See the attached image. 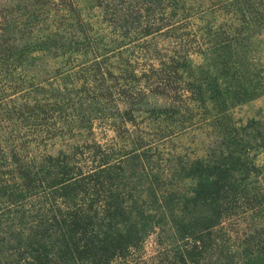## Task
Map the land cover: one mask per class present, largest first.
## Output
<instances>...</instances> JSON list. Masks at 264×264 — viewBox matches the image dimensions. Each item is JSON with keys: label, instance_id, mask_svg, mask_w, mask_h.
Returning a JSON list of instances; mask_svg holds the SVG:
<instances>
[{"label": "rangeland", "instance_id": "374dc122", "mask_svg": "<svg viewBox=\"0 0 264 264\" xmlns=\"http://www.w3.org/2000/svg\"><path fill=\"white\" fill-rule=\"evenodd\" d=\"M254 1L259 12L256 28H245V18L231 6L234 0H0V107L25 106L34 114L26 124L16 117H3L1 121L4 110L0 109V169L8 164L6 155L13 142L27 141L22 151L17 150L25 162L58 157L77 178L86 176L84 183L90 182L87 175L97 170L102 158L110 157L107 163L112 172L121 167V172L117 171L121 183L113 189L132 210L131 219L139 223L135 231L139 235L128 246L127 255L116 256L110 264H181L179 257L195 246L201 257L198 263L187 264H243L245 242L264 232V94L228 109L226 119L216 122L215 112L205 113L211 110L210 103L204 111L191 99L187 89L191 77L180 69L176 71L174 62L187 61L194 72L211 70L215 61L212 47L216 44L212 37L226 31L232 36H248V40L236 44L238 54L246 56L247 52L248 64L252 68L257 64L264 71V0ZM29 15L34 18L31 27L11 26L5 31L11 22L20 23ZM79 21L83 33L77 31ZM250 27L256 31L252 33ZM52 37H63L61 45L65 47L55 46ZM83 37L81 40L90 39L92 44L87 54L73 49V42ZM44 43L52 47L44 52L30 51ZM6 50L17 55L21 51L23 64L18 65L12 57L2 59ZM103 52L107 53L102 57L94 55ZM95 64L104 79L92 81L88 74L83 75L85 68ZM131 72L134 79L129 76ZM50 87L59 90L62 97L73 93L77 107L82 96L76 91L83 87L110 91L113 98L109 114L113 116L93 119L90 128L80 125L73 106L64 116L71 115V123L57 121L60 118L53 112V119L45 117L38 112L41 104L36 106L34 98L44 99L46 95L39 90ZM124 92L132 96L127 98ZM133 98L139 104L134 105ZM158 109L178 113L166 121L156 117L154 111ZM129 110H134L133 122L124 115ZM36 118L49 122L40 126ZM17 124L18 133L10 134ZM216 158L237 169L233 180L240 188L246 186L241 190L249 200L259 197L263 202L252 205V200L249 203L243 197L220 222L201 233L204 243L195 241L193 235L182 240L181 224L177 219L172 221L169 206L177 195L190 196L194 182L184 179L186 172ZM53 176L60 178L59 173ZM91 185L86 194L80 195L84 200L75 202L91 215L98 214L91 224L99 233L107 227V221L101 222L106 203L101 199V203L90 206L95 196ZM51 197L30 199L18 208L19 212L12 208L9 213L5 211L7 204L1 201L0 237L17 230L21 221L37 231L33 220H49L54 215L68 218L65 213L69 202L57 197L54 202V195ZM138 210L144 212L143 220L137 218ZM15 238L9 245L0 239L2 262L12 259L10 245L19 237ZM261 260L259 263L264 264V258ZM55 264L63 263L58 260Z\"/></svg>", "mask_w": 264, "mask_h": 264}, {"label": "trees", "instance_id": "16d2710c", "mask_svg": "<svg viewBox=\"0 0 264 264\" xmlns=\"http://www.w3.org/2000/svg\"><path fill=\"white\" fill-rule=\"evenodd\" d=\"M259 4H262V2ZM231 6L237 8V11L241 14V18H245V28L250 25L256 28L259 12L254 0H234ZM31 18L32 15H29L20 23L13 24L11 22L4 29L8 32L7 28L11 26L14 29L22 25L27 26V24L31 27V24L34 22V18ZM28 20L30 22H27ZM77 28L79 29H77L78 32L81 31L83 33L85 31L80 21L77 22ZM250 28L252 33L256 31L252 27ZM62 38L54 39L52 37L55 46L60 44L59 47H65L61 45ZM212 38L216 39V44H214L216 49L212 47L215 52V61H213L212 65L210 63L211 70L201 71L199 69L198 72L197 70L194 72L187 61L174 62V65H177L175 66L176 71L180 69L182 72L187 73V77H191L187 84V89L191 93V99L199 103L204 111L207 104L210 103L211 110L205 111V113L209 115L210 112H215L220 117H216L215 121L217 122V119H226V111L228 109L240 103L257 99L264 94V71L257 64H254L256 66L253 68L248 64L246 61L247 52H244L246 56L238 54L236 44L240 43L243 39L248 40V36L245 38L232 36L230 33L222 31ZM81 39H84V37L73 42V49L87 54L92 49V44L90 39ZM51 47L48 43H44L34 46L30 51L44 52ZM217 47L220 49H217ZM11 49L13 51V48ZM8 51L6 50V54L3 55L2 59L7 60V58L12 57L21 66L24 62L21 51L18 55L16 51ZM106 53H94V55L97 58L104 56ZM12 61L13 63L15 62L14 60ZM200 72L202 76L199 77ZM84 74H88L92 78V81L104 79L103 72L100 71V66H97V64L85 68L83 70ZM129 76L132 79L135 77L133 72ZM128 77L125 76V79H128ZM82 89V91H76L77 94L80 93L79 96H82V102L78 107L73 102V93L64 94L62 97L59 90L52 89L51 87L49 89L42 88L41 90H35V94L39 90V93L42 92L46 95L44 99L34 98L36 106L41 104V109L38 112L44 114L45 117H51V112H53L60 118L57 121H63L64 123V120H68L71 123L73 122L71 115L67 118H64V116L68 108L71 109L73 106L76 112L74 116L80 119V125H85L89 128L93 119L113 116L109 114V109L111 108L110 102L113 98V94L110 91L105 92L101 88L89 90L83 87ZM123 95L127 96V98L132 96H129L127 92H124ZM131 102H134V105L139 104L136 98H133ZM0 109L4 110L3 114L1 113V121L4 118L11 120L16 117V121L20 119V121L26 124V121L31 120V117L34 115L32 109L25 106L13 107L11 109L0 107ZM154 112L157 118L163 117L166 121H171L178 113L176 110L172 111L170 109H158ZM133 113L134 110L124 111L128 122H133ZM11 114L15 116L12 117ZM51 118L53 119V117ZM35 120H37L40 126L49 122V120L41 118H36ZM221 124V122L218 123L220 126ZM17 127L18 124L15 129L11 130L10 134H17V130H19ZM226 129L225 132L228 131L230 135V129ZM229 139L233 138L230 137ZM231 142L233 143L234 141ZM26 143L27 141H23L20 144L14 145L13 142V146H10L11 149L6 155L8 164L2 165L0 169V203L3 201V203L7 204V208H5L7 210L5 211L8 213V209L12 208L16 212H19L18 208L30 199L46 198L48 200L54 195V202L56 201L55 197L69 202L67 213H65V216L68 218L64 217L60 219V217L57 218L54 215L49 220L46 217L39 218L36 221L33 220L36 225L35 227H38L37 231H34L31 228L32 226L28 227L24 225L22 221L17 230L11 231V227V232H7L9 234L5 232L4 236L0 237L1 241H5L9 245L12 237L19 238L15 243H12L13 245H10L13 246L10 248L12 249L10 255L12 259H9V262H2L0 260V264H55L58 260L63 264H110L111 260L116 256L124 258L127 255L128 246L137 240L139 234L135 231L139 223L131 219V215L133 216L132 210L129 206L124 205L121 198L113 189V186L118 184L120 180V178L118 179V172H121V167L117 168L118 172H112V167L107 163L110 157H104L98 163L97 170L87 175V178L89 177L90 182H92L93 194L95 193L94 198H91L90 206L99 202L101 203L102 200H105L106 203V206H103L104 214L101 222L107 221V227L97 233L91 224V220L94 217L97 218L98 214L91 215L88 210L80 209L75 202L76 199L79 201V198L84 200L80 195L86 194V189H89L90 182L84 183L86 176L77 178V175L72 174L73 169H70L66 162L58 157L47 156L44 162H25L19 156L17 150L20 148V151H22L21 148ZM1 153L5 154L4 151H1ZM235 170L237 169L232 164L216 158L211 163H198L186 172L187 177L184 179H191L194 182V188L190 192L189 197L188 194L175 196L174 200H172L174 204L169 206L168 209L170 210L172 221L177 219L181 224L182 234L180 238L182 240L196 236L195 241L204 243L201 233L211 227L212 224L220 222L222 217L228 214L236 203H240L243 197L249 203L252 200V205L263 202L259 197H252L249 200L248 196H245L246 192H243L241 189L246 186L242 185L241 187L243 188H240L238 187L240 186L239 182L233 180ZM58 173L60 174V178L53 176ZM106 177L109 179H106ZM80 178L81 180L78 181L77 179ZM114 187L117 188V185ZM106 193H109V195ZM132 208L134 209L135 206H132ZM56 211L60 215V210L57 209ZM137 215L139 220H143L145 217L142 210H138ZM48 224L49 230L42 228ZM200 224L201 226L199 227ZM120 226L123 228H120ZM245 244L246 248L243 253L245 259H243L242 263L261 264L259 260L262 261L261 259L264 258V232L249 238ZM254 248H256V251H254ZM252 254L255 257H250ZM246 255L249 257L246 258ZM200 257L201 252L197 251L195 246L194 249L187 250L183 257L181 256L179 259L182 262L181 264H187L188 262L198 263Z\"/></svg>", "mask_w": 264, "mask_h": 264}]
</instances>
